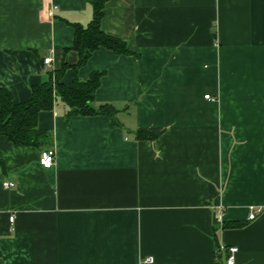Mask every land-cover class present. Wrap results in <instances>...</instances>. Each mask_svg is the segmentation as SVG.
<instances>
[{
    "label": "crops",
    "instance_id": "0c3cea01",
    "mask_svg": "<svg viewBox=\"0 0 264 264\" xmlns=\"http://www.w3.org/2000/svg\"><path fill=\"white\" fill-rule=\"evenodd\" d=\"M90 18L88 0H0L13 103L61 63L71 84V25ZM100 29L131 54L99 48L76 76L104 72L91 106L110 105L117 125L66 119L56 100L36 119L50 169L44 147L0 136V264H224L219 246L264 264V0H107Z\"/></svg>",
    "mask_w": 264,
    "mask_h": 264
},
{
    "label": "trees",
    "instance_id": "16d2710c",
    "mask_svg": "<svg viewBox=\"0 0 264 264\" xmlns=\"http://www.w3.org/2000/svg\"><path fill=\"white\" fill-rule=\"evenodd\" d=\"M107 0H88L91 18L85 27L72 24V45L70 49L77 55L76 62L71 66L72 80L69 86L59 82L65 68L61 63L53 73L50 83L31 88L28 101L13 103L11 95L5 89H0V136L5 137L15 147H33L45 149L51 142L50 134L36 127L37 115L40 111L52 109L56 100L66 108L65 117L103 115L110 126L117 125V111L110 105L103 104L97 108L91 106L94 93L99 86L104 72H91L87 79L80 81L77 70L82 67L90 55L97 49L103 48L115 55H130L125 43L113 36L105 34L100 29L103 7ZM157 134L137 131L136 140L151 141Z\"/></svg>",
    "mask_w": 264,
    "mask_h": 264
},
{
    "label": "built area",
    "instance_id": "2783aa9c",
    "mask_svg": "<svg viewBox=\"0 0 264 264\" xmlns=\"http://www.w3.org/2000/svg\"><path fill=\"white\" fill-rule=\"evenodd\" d=\"M47 21H51V17H49ZM48 62H49L48 58L43 60L44 65H48ZM204 99H209V96L205 95ZM53 162H54V151L52 149L48 148V149H43L40 151L39 157H38V164L42 169H50L53 165ZM2 187L4 189H9L13 187V184L10 182H3ZM257 213H258V210H255L254 208H249L248 217H247L248 220L249 221L253 220ZM215 220L219 223L221 222V213L216 214ZM12 221H13V216L10 215L8 217V222L11 223ZM217 250L225 254L224 264H234L233 254L237 250L235 247L224 248V247L219 246L218 249H216V251ZM140 264H155V263L153 259L146 257L140 261Z\"/></svg>",
    "mask_w": 264,
    "mask_h": 264
}]
</instances>
